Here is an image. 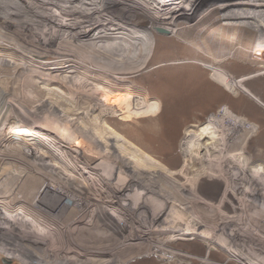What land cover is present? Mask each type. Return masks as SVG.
I'll return each instance as SVG.
<instances>
[{
  "label": "rangeland",
  "instance_id": "obj_1",
  "mask_svg": "<svg viewBox=\"0 0 264 264\" xmlns=\"http://www.w3.org/2000/svg\"><path fill=\"white\" fill-rule=\"evenodd\" d=\"M222 1L223 0H200L202 8L196 11L189 10L174 19V25L172 26V32L170 33H162L155 30L153 25H156L157 23H153L151 19L152 16L149 17L138 11H133L134 14L130 16L129 24H132L135 28L137 27V29L140 30L141 33L140 39L138 38L139 40L136 38L137 41H135L134 44L130 40L128 41L131 35L124 31L125 29L113 30L110 32L115 33L112 36L113 38L119 39L120 37L122 40L126 42L128 41L126 45L127 49H129V55L127 58L123 59L116 58V55L111 56L106 51V44L101 45V42L106 40L107 36L93 39L74 37L71 35H59L50 39L49 36L51 34L47 33V35H42L40 37V35L36 34V31L33 32L30 30V28L34 29L35 26L29 27V25L33 26L34 24L24 23L19 25L16 22L6 26L5 28L8 29L5 30L4 27H2L1 22L9 20V18L5 17V12L2 13V11H0V35H3L6 38L4 43H8L9 39L13 38L17 41L18 45L20 44L22 49H37L35 52L32 50V56H34L33 58L36 62H40V64L36 65V62L28 63V59L22 60V50L19 49L15 42L11 41L14 44H10V51H7V54L2 52V56H0V91H6V94L13 93L14 91H24V94H28V98L25 99V105L28 108L31 106L32 109L33 106H36L41 100L44 101L48 96L52 97L54 101L57 100V96L46 94L45 91H39V79H37L34 74L41 72L48 74V77L45 76V78L56 80V77L61 78L65 75L66 72L63 73V71L68 72L65 66L73 64L72 61L67 62L71 60V58L75 61L78 59L80 63H83L82 66L78 65L76 82H73L72 84L70 82L67 85L64 83L60 84L61 82L56 83V85H60L59 88H61V92L60 90L58 92H66L65 94L68 97L64 102H59L58 105L56 104L58 110L62 111L64 114L63 107L65 102H67L66 104H72L73 102L75 106L80 105V109L78 110L87 115H82L83 118L81 123L83 125H80L81 127L79 128L78 124V132H76L71 129L68 130L64 124H60L57 115H55L57 117H53V121L50 116L45 118V121L50 123L54 132L58 133L60 137L66 138L70 143V146L79 149L73 153L75 156L76 167L79 171L84 169L81 163L84 155L83 151L81 152V148L83 150L85 147L80 140L81 137L78 133L81 132L80 134L82 136L85 135L88 138L96 137V135L93 134L94 131L92 130L91 118L94 115H101L102 111H100V109L103 106L98 95H96L97 99H95L90 95L87 96V94H85L87 89H85V85L83 84L86 83L91 85L90 90L94 91H91V93L103 92L108 93L112 97L124 96L125 93L130 96L137 95L138 93L143 97L146 93L153 99L157 98L159 102L162 97L166 100L164 104L168 103L169 105L173 100L180 102L179 106L178 104H172L170 106L162 105L161 109L167 107L165 110L168 111L166 112L165 110H162V113L165 114L162 117L153 115L148 118L131 119L129 121L120 120L115 117H113V119L110 117L106 118L108 121L106 124L108 126L110 125L109 127L115 129L119 135L122 133L121 135L126 136L138 147L148 150L149 152L152 150L156 152L158 158H160L164 165H166V163L162 158L171 160V162H169L170 166L168 165L171 167L169 169H180V164H184L186 162L185 160H190L191 163L200 162L205 168L210 166L211 163L205 165V160L213 159V148L224 147L222 142L226 141L228 134L231 135L230 142L233 141L232 146L229 147L230 151L227 150L228 153L230 152L229 155L232 154L229 160L233 161L234 158L236 159L238 157H241L244 160L243 162L234 161V164L230 165H226L227 163L224 164L226 165V170H224L221 165H213L214 167H211V169L208 168V173H205L206 171L204 173L201 171L196 175L198 179L197 183H199V188L202 190L201 195H204V198L212 196V199L215 201V208L207 209L200 203L195 205L197 211H192H194L193 214H195V216L196 214L198 215V218L196 219L199 220L201 224L199 222L191 225L194 229L197 228L196 230L199 231V235H193L191 233V226L187 228L182 226L177 227L179 225L178 223L181 222L179 221L180 217L175 216L172 212L168 213V209L164 211L163 207H167L165 203L164 205H162V203L160 205L158 204L159 207L161 206L158 210H150L146 212L144 209L143 213L146 214L149 212L160 213V210L162 209V212H164L161 217L159 214H156L158 217L153 215L149 216L146 220L143 219V213L140 211L142 210L143 205L139 206V202L136 201L134 203H131V201L128 203L130 208H132V204L133 207H135V212L132 213L135 216L138 215V218L136 219H129L128 215L124 217V215L121 214L122 210L120 208L122 207L115 201V199H111L115 201L111 203L115 207L114 210L110 207H102L101 204H106V201L103 200L107 193L106 190H109L106 187H103L102 185H98V187L92 186V194L90 196H85L83 186L80 188L74 185L68 186V184H62L58 180L52 179V176L46 175H51L46 164L59 161L58 153H55L47 143L45 145L44 143L41 145L34 144L30 147L31 145L23 146L24 143H21L22 141L11 139L12 137L7 140L4 139L0 141V176L7 173L6 171H2L3 166H5V169L10 172L7 174L8 176H6L3 185L0 184V213L1 215L4 213L5 215L8 214L9 218L5 220L2 218L4 221L1 219L0 221H2L3 224H6L5 221H8V224H12L11 227L13 229L6 226L4 229L0 227V242L5 241L9 246L12 245L11 242L20 243L26 250H28V248L30 251L34 249L35 255L37 256L39 254L38 256H40L43 263L50 262L51 260L55 262L56 256L53 254L49 255L47 259H44L46 256L43 252L49 250L50 253H52L51 251H53V253H60L61 260L55 264H91L89 263V260L91 259L108 261L111 257L117 258V261L112 264H264V132H262L264 131V52H262L260 57L254 56L252 55L253 52L250 53V49L258 50V47H255V45L257 46L256 42L248 45L246 48L247 50H244L241 49L242 46L240 43L235 44L232 42L234 41L233 36L232 39H230L229 35L225 33H223L225 37L222 38L220 33L213 34L211 31L216 27L220 26L219 28H225L224 26H226L224 22H222L223 16H221L222 13L220 11L214 12V14L208 18L210 19L209 21L203 19L204 22L196 26L192 32H185L189 25H195L200 18L202 19L210 7L212 8L216 4H221ZM6 2L9 3L8 0H0V7H4ZM167 2L168 0H166L164 4ZM6 6L9 7L8 5ZM109 9L112 12L117 13L116 7L110 5ZM223 28L221 29V32L224 30L226 32L227 28L224 30ZM250 31V34L245 35V37L246 40L253 41L257 33L253 29ZM71 32L75 34L74 31ZM252 33L254 34V37ZM150 37L152 39L151 45L149 41ZM220 43L226 48L218 50L217 44ZM54 44H56L55 48L53 47ZM147 44H149V47ZM1 46V51H3V45L1 44ZM103 48L105 50H103ZM223 49L229 50L224 51ZM148 50L151 51L150 55H148L149 60H147L142 66L140 65V61ZM153 50L156 52L154 53ZM75 52L79 54L77 57L69 56ZM62 55L71 58L68 57L65 60H62V58H60ZM3 57L6 59L11 57L12 59H10V62H5V59L1 60ZM27 57H29V55L26 56V58ZM111 57L119 60L117 64H121L125 68H128L129 66L135 70L114 73L115 71H112L113 65ZM84 60L86 61L84 62ZM43 62H47V64ZM48 65L51 66V68L53 65L56 67L54 70H49ZM73 65H75V63ZM156 68L157 70H154ZM215 73H218L219 78L222 80L227 78L228 81L231 80L232 84L236 82L238 84L237 87L233 86L232 90L227 89L224 85H221L216 81L217 75H215ZM111 74H114L115 76L117 75V78L111 76ZM35 81H37V83ZM193 82L194 84H192ZM186 83H188V85ZM186 85L188 88L184 87ZM127 88H134V90H127ZM182 89L186 91L183 92ZM6 97L8 98V95H6ZM5 105L9 104L6 103ZM223 105L230 110L229 112L231 115L233 114L236 117H242L253 123L255 126V132L252 134L247 131L237 132L232 130V125L230 126L232 131H229V125L227 126L225 123H222L224 120L221 117H218L220 122H218L217 119L213 121L211 119L212 113L217 111L219 107ZM0 111H2L1 106ZM13 119H16V117ZM163 119L166 120V123L162 122ZM5 120H7L6 117ZM210 121L211 125L209 124ZM213 122L216 123L217 127H214ZM7 123L8 122L4 121L1 115V132L8 131L10 126L9 124L6 125ZM139 128L141 129V132L138 131ZM14 131L19 134L22 133L20 130ZM208 131H210L209 136L211 139L208 143H202V135L204 132H207L208 134ZM146 133H149V136L150 133L154 135V139L158 140H155L157 143L151 140L150 143L147 142L149 138H146L147 141L144 138L147 136ZM24 135L27 136L26 134ZM162 135H165L163 139L164 143L167 144L160 142V137H162ZM33 136L36 135L34 134ZM92 142L95 150L97 149L102 154L106 153V148L102 142H99L97 139ZM158 142L161 143L162 149L167 147L166 149L164 148L165 152L161 148L157 150V147H160L157 145ZM150 146L151 149L149 148ZM14 147L21 148L22 151H9V148ZM167 151H169V154ZM1 156L8 157L6 160L7 163H5L6 165L2 163L3 159ZM26 162L32 164V166H30L33 167L31 170H27L28 173L30 172L32 175L31 179L27 178L25 175L26 171H23L22 169L23 163ZM197 167L187 166V168H183L185 176L181 174L177 175L176 177L178 178V181L182 183L186 182V179L191 178L193 175L192 173L195 171L194 169ZM230 167H232L231 182L232 187L234 188L232 190L234 191L227 194V192H225L226 178H224V173L228 174L229 172L227 170L230 169ZM35 168L40 172L33 173L32 171ZM18 169H20V171L14 181L13 176L10 175L11 172L13 173ZM36 169L34 171H36ZM66 173L70 176L71 181H74L73 176H77L71 171V169H67ZM106 181L107 178L106 180L104 178V182ZM161 188L162 187H160V189L158 188L159 190L157 188L147 190L149 193H152L151 197H156H152L153 201L159 202L158 200L163 196V198L167 200L164 195L165 191ZM139 189L142 191L143 187L135 185V187L131 186L130 190L126 189V192H128V197L126 198L127 201L132 199V202L134 200L144 202L143 195L138 199V196L141 194ZM134 195H136L135 198ZM93 201L100 206L96 205L97 209L93 215H86L88 207L92 206ZM95 203L93 202V204ZM123 208L130 210V208L124 203ZM19 214L22 215V219L27 218L32 225L38 227L37 231L27 229L25 227L26 225L15 223L13 219ZM224 216H234L237 218V230L232 227L229 228L235 230L233 235L236 244L243 246L241 241L246 242L248 246L246 248L244 247L245 249L235 246L237 248H235L233 254L231 252L230 254L220 249L217 244H214L215 247L213 246L209 248V243H204V238H207V235L211 236L214 232H212V230L215 227L217 230L215 237H219L217 238V242L220 241L221 244L225 242L228 246L232 244V237L228 235L229 233H225L223 227L221 228V225L217 227L222 221L221 217ZM227 219H230V217ZM176 221L177 224H174ZM202 223L208 225V227H204ZM98 224L99 226H96ZM148 224L154 225L156 231H159L157 233H160L163 237H168L170 233V235H173V228L180 231L174 234L176 235L174 238L166 240V244L164 243L163 247H157L161 250L160 253L155 251V244H152L153 241L148 242L139 239L146 236L143 234V230L145 232H152L150 229L147 230ZM160 224L163 225L159 226ZM131 225H133V229L138 230H134L136 233L129 232V227ZM138 227L144 228L141 231ZM98 231L102 232L103 235L97 236V233H99ZM37 232H42L44 235H38ZM45 233L47 236L50 234L51 239L45 237ZM138 233L139 236L137 235ZM129 236L132 240L131 238L129 240ZM34 241L39 242L38 246H34ZM124 243L134 244L128 249L124 248ZM241 249H244L245 252ZM31 252H33V250ZM6 254L7 256L11 255L10 257H12V260L6 258ZM15 254L17 253L10 254L9 251H3L0 249V264H4L2 260L10 261V264H24L25 262L23 263L21 261L22 258L18 259L17 257H14ZM72 258H75L77 261H73Z\"/></svg>",
  "mask_w": 264,
  "mask_h": 264
},
{
  "label": "bare ground",
  "instance_id": "obj_2",
  "mask_svg": "<svg viewBox=\"0 0 264 264\" xmlns=\"http://www.w3.org/2000/svg\"><path fill=\"white\" fill-rule=\"evenodd\" d=\"M8 1H9V3L8 2H6V4L4 3L5 4L4 7H0L1 8L0 11H2V13L5 12L6 13V14H4V15H6L5 17L9 18V20H5L4 22H1L2 27H4L5 30L8 29V28H5L6 26H8L9 24H13V22H16L19 25H22L24 23L25 24L32 23L34 25L33 26L29 25V27H34V26L35 27H34V29L30 28V30H32L33 32L36 31V34L40 35V37L42 35H47V33L51 34L49 36L50 39L55 38L56 36H59V35H63V36L71 35L74 37H85V38H93V39L103 38L104 36H107L106 37L107 39L104 40L103 42H101V45L106 44L105 45L107 47L106 51L111 56L116 55V58H120V59L127 58L129 55V49H127L126 43H128V41L130 40L134 44L135 41L140 39V33H141L140 30L137 29V27L135 28L132 24H129L130 16L132 14H134L133 11H138V12H140L146 16H149V17L152 16L151 19H152L153 23L154 24L157 23L156 25H153L155 30L160 31L162 33H170V32H172L171 28L174 25V21H175L174 19H176L177 17L181 16L182 14L188 12L189 10H191V11L195 10L196 11V10H199L200 8H202V5L200 4L201 3L200 0H168V2L165 4H164V2L166 0H13V1L8 0ZM6 5H8L9 7H7ZM110 5L117 8V13H114L109 9ZM164 5H166V6H164ZM15 7H18V8H15ZM163 7H164V9H163ZM216 11L217 12L220 11L222 13V15H221V16H223L222 22H224V24L226 26H224L225 28H223V27L219 28L220 26H218L211 32H213V34L214 33H220L221 38L225 37V35L223 33L229 35L230 39H232V36H233L234 41H232V42L235 44L240 43V45L242 46L241 49H244V50H247L246 48L248 47V45H251L252 43L256 42L257 46L255 45V47L256 48L258 47V50L250 49V53L253 52L252 55L260 57L262 52H264V0H223L221 4H218V5L216 4L212 8L210 7V9L207 11L206 15L202 19L200 18L195 25H189L187 27V29L185 30V32L190 33L193 31V29H195L196 26H198L202 22H204V20L209 21L210 19H208V18L211 15H213L214 12H216ZM112 18H113V20H112ZM21 22H23V23H21ZM222 28H223V30L227 28L226 32H225V30L224 31L222 30L223 32H221ZM9 29H11V28H9ZM252 29L257 33L255 35V39L253 41L246 40L245 35L250 34V32H251L250 30H252ZM30 30H28V31H30ZM113 30H124V31L128 32L131 36L127 42L122 40V38H120V37H119V39H115L112 37L115 33H110ZM71 31H74L75 34H73ZM153 36H154V34H153ZM253 37H254V34H253ZM136 38H137V40H136ZM5 39L6 38L3 35H0V56H2L1 55L2 52L7 54V51H10L9 50L10 44H14L13 42H15V44L23 52L22 60L28 59L27 60L28 63L36 62V60H34V58H33L34 56H32L33 55L32 50H33V52H35V50H37V49H32V48H29V50H27L25 48L22 49L20 44L18 45L17 41L14 40L13 38L9 39L8 43H4ZM11 41H13V42H11ZM149 41H150V45H151L152 44L151 43V41H152L151 37L149 38ZM223 42H226V41H223ZM1 44L3 45V51H1V47H2ZM92 44H95V43H92ZM261 44H263V45H261ZM147 46L149 47V44H147ZM53 47L55 48L56 44H54ZM222 48H226V47H223L222 43L217 44L218 50H221ZM103 50H105V49L103 48ZM184 50H185V48H184ZM223 50L228 51L229 49H223ZM13 51H14V49H13ZM150 52L151 51L148 50L144 54L143 58L140 61V65L143 66V64L146 63L147 60H149L148 55H150ZM153 52H154V50H153ZM126 53H128V54H126ZM28 55H29V57L26 58V56H28ZM78 55L79 54L77 52H75L69 56L77 57ZM110 55H109V57H110ZM69 56L62 55V56H60V58H62V60H65ZM69 58H71V57H69ZM3 59H5L4 60L5 62L6 61L10 62L11 61L10 59H12V58L11 57H9V59H6L5 57L1 58V60H3ZM111 59L114 60V61L111 60L112 65H113L112 71H115L114 73H116V72L117 73H121V72L123 73V72H127L128 70H130V71L135 70L132 67L128 66V68H125L121 64H117L119 62L118 59H114L112 57H111ZM71 61L73 62V64L75 63V65L69 64V65L65 66L67 68L68 72L63 71V73L66 72L65 75H63L61 78L56 77V80H50V79L45 78V76L48 77V74H44L41 72L34 74V75H36L35 77H37V79H39L38 80L39 81L38 83L40 85L39 91H45L46 94L57 96V100H55V101L53 100L52 97L48 96L45 98L44 101H42L40 99L41 100L40 103H38L36 106L32 105L33 107L31 109V106H30V108H28L25 105V99L28 98L27 97L28 94L27 93L24 94V91H22V92L14 91L13 93H7V94H6V91H0V106H1V110H2V111H0V116L2 115L3 120L8 122L6 125L9 124V126H10V128L8 129L7 132H4V131L1 132L2 130H0V141H2L4 139L7 140V139L12 137L11 139H15L17 141H22L21 143H24L23 146H30L31 145L30 147H32V145H34V144L41 145L42 143H44V145H45L47 143L49 145V147L55 151V153H58L59 161L58 162L55 161V163H51V164H46L48 166V170L51 174V175H49V174H46V175L52 176V179H56L59 182H61L62 184H64V183L68 184V186L74 185V186H77L79 188L81 186H83L85 196H88V195L90 196L92 194V191H93L92 186L98 187V185H102L103 187H106L109 190H111V188H112L111 191L106 190V188H105L107 193H106V196H104L105 199L103 198V200L106 201V204L105 205L101 204V206L102 207L105 206L107 208L110 207L114 210L115 207L113 206V204H111L114 200H111V199H115V201L118 202L120 204V206L122 207V208H120V206H119V208L122 210L121 214L124 215V217L126 215H128L129 219L138 218V215L135 216L132 213V212H135V207H133V204L131 205L132 208H130V206L128 205V203L130 201H131V203H134L135 201L139 202V204H140L139 206L143 205L142 210H140L141 213H143L144 209L146 210V212L150 211V210H158L159 208H161V206L159 207V205L161 203H162V205H164V203H165V205H167V207L166 206H165V208L163 207L164 211L166 209H168L169 210L168 213L172 212L175 214V216L180 217L179 221H181V222L178 223L179 224L178 226L177 225H175V226H177V227L182 226L184 228H187V227H190L192 224L194 225V223H199L200 221L196 219V218H198V215L196 214V216H195V214H193L194 211H192V210L197 211V208H195V205L200 203V204H203V207H206L207 209L208 208L214 209L215 208V205H214L215 201L212 199V196L208 197V198H204V195H201L202 190L199 188V183H197L198 179H197L196 175H198L201 171H203V173L205 171H206L205 173H208V170L211 169V167H214L215 165L216 166L221 165L224 168V170H226L225 169L226 165L234 164V161H240V162L244 161L243 158H241V157H238L236 159L234 158L233 161L229 160V158L232 154L229 155L230 152L228 153L227 150L230 151L229 147H231L232 143H233V141L230 142L231 135L228 134L226 141L222 142L223 146H224L223 148H217V147L213 148V154H212L213 159H206L205 160V162H206L205 165L207 163H211L210 166L206 167L207 170H206L205 166L202 165V163H200V162L191 163L190 160L189 161L185 160L186 162L184 164L181 163L179 166L180 169H176V170L175 169H169V168H171V167H169L170 166L169 162H171V160L162 158L167 166L164 165L161 162L160 158H158L156 152H154L153 150L149 152L148 150H145V149L138 147L133 142H131L126 136L121 135L122 133H120V135H119V133L115 129H113L112 127H109L110 125L108 126L106 124V123H108L106 118L110 117L113 119V117H115V118H119L120 120L129 121L131 119H138V118L144 119V118H148L149 116H153V115H157V116L162 117L165 115L164 113H162V110L167 109V107L161 109L162 105L170 106L172 104H178V106H179L180 102H177V100H173L172 102L169 101V102H171L169 105H168V103L164 104V102H166V100H164L162 97H161L162 99L160 98V102H159L157 98L153 99L150 97L149 94L147 95L146 93L144 94V96H146V97H144V96L141 97V94H138V93H137V95L135 94L133 96H130L128 94L126 95V93H125V95L123 94L124 96H120V97H112L108 93H103V92L91 93V91H93V90H90L91 85L85 82L86 84H83V85H85V89H87L85 91V94H87V96L90 95L91 97H93L95 99H97L96 95H98L101 99V104H103V106L100 109V111H102L101 115H96V116L94 115L91 118L92 122H94V123L91 122L92 130L94 131L93 134H95L96 137H94V135H93L94 138H92V137L88 138L84 134H83L84 136H82L80 134L81 132L78 133V135L81 137L80 140L83 142L84 147H85L83 150L81 148V152L83 151L84 155H83L82 161L80 160L84 169L82 171H79L76 167L75 156L73 154L75 151H77L79 149H77L76 147L70 146V143L66 140V138L60 137L58 133L53 131V128L51 127L50 123L45 121V118L47 116H50L52 121H53V117L55 115H57L58 116L57 119L60 121V124H64L65 127L68 128V130L71 129V130L76 131V132H78V130H77L78 124H79V128L81 127L80 125H83L81 123V120H82L83 116H85L86 114L83 113L82 111L78 110V109H80V105L75 106L73 104V102H72V104H66L67 102H65V105L63 104L64 105V107H63L64 114L62 113V111H59L57 106H56V104L58 105L59 102H64L68 98L67 95L65 94L66 92L65 93L64 92H62V93L58 92L61 88H59L60 85H58V84L56 85V83L61 82L60 84L64 83L67 85L70 82H71V84L73 82H76V80H77V73L76 72H77L78 67H79L78 65L82 66V64H83L82 62L80 63L78 61V59L75 61L73 58H71V60H69L67 62H71ZM85 61L86 60H84V62ZM38 62L39 61L36 62V65L40 64V62L39 63ZM43 63L47 64V62H43ZM149 63H150V61H149ZM55 67L56 66L53 65V67L51 68V66L48 65L49 70L50 69L54 70ZM28 70H26V71L29 72ZM154 70H157V68ZM108 72H110V71H108ZM215 75H217L216 81H218L221 85H224L229 90H232L233 86L237 87V85H238L236 82L234 84H232L231 80L228 81L227 78L225 80H222L221 78H219L218 73H215ZM81 76H83V75H81ZM111 76L117 78V75L115 76L114 74H111ZM222 77H224V76H222ZM52 81H54L55 83ZM35 82L37 83V81H35ZM188 83H186V84L188 85ZM94 84H96V83H94ZM192 84H194V82ZM187 85L184 87H187ZM174 86H176V85H174ZM131 89H132V91L134 90V88H130V89L127 88V90H131ZM184 89H182L183 92L186 91ZM68 91H70V90H68ZM60 92H61V90H60ZM127 93H128V91H127ZM6 95H8V98L6 97ZM94 95H95V97H94ZM90 100H92V99H90ZM6 103H8L9 105H5ZM89 105H90V103H89ZM166 112H168V111H166ZM57 116H55V117H57ZM5 117L7 118V120H5ZM15 117H16V119H13ZM218 117H219V115L215 119H218ZM162 122L166 123V120L163 119ZM112 123H114V122H112ZM112 123H110V124H112ZM209 124L211 125V121ZM213 125H214V127H217L215 123ZM230 126L231 125L228 126V130L232 131L230 129ZM14 130H18V131L20 130V131H22V133L21 134L16 133V131H14ZM92 130H90V131H92ZM138 131L141 132V129L139 128ZM121 132H123V131H121ZM24 134H26L27 136H25ZM34 134L36 136H33ZM209 134H210V131H208V134H207V132L206 133L204 132V134L202 135V137H203L202 143H208L210 141L211 137L209 136ZM146 135L147 136L144 138L145 139L149 138L148 141L146 139V141L149 143L151 141L157 140V139H154L155 137L151 133H150V136H149V133H146ZM165 135H162V137H160V140H161L160 142L163 144H167V143H164V139H163L165 137ZM139 136H140V134H139ZM96 139L99 140V142H102V144L106 148V150H105L106 153L102 154L100 151H98L97 149H96L97 150L96 151L93 148V142L92 141L93 140L96 141ZM137 140H138V138H137ZM155 143H157V142L155 141ZM161 143L158 142L157 145L160 147H157V150H159L162 147ZM94 144H96V143H94ZM149 148L151 149V146ZM164 148L163 149L161 148V149L164 150V152H165V149L167 147L165 149ZM20 150H21V148H16V147L9 148V151H20ZM169 151H170V149H169ZM169 151H167L168 154H169ZM154 153H155V155H154ZM9 155H11V154H9ZM216 155H217V157H216ZM1 157L3 159L2 163L4 165H6L5 163H7L6 160L8 159V157H6V156H1ZM224 164H226V165H224ZM30 165L32 166V164H30V163L28 164L27 162L23 163V165H22V169H23V171H26L25 175L29 179H31L32 175L30 174V172L28 173L27 170H31V168H33ZM187 166L188 167L201 166V167L195 168L194 169L195 171L193 170L194 172L192 173L193 175L191 176V178H187L186 182H184V183L179 182L178 178L176 176L179 174L185 176V174L183 172L184 171L183 168H187ZM11 169H13V168H11ZM67 169H71V171H73L77 175V176H73L74 181L70 180L71 179L70 176L66 173ZM34 170L32 171L33 173L40 172L37 169H36V171H34ZM2 171L3 172L6 171L7 173H5L3 176H0V181L2 180L0 182L1 185H3L4 180L6 179V176H8L7 174H9V172H10V171L5 169V166H3ZM19 171H20V169H18L17 171H15L13 173L11 172L10 176H13L14 181L16 180V177H17V174L19 173ZM227 171L229 173L231 172L230 173L231 175L229 173L228 174L224 173V175H225L224 178H226L225 179V182H226L225 183V192H227V194H229V193H231V191H234V190H232L234 188L232 187V182H231L232 167H230V169H228ZM58 173H62V174H58ZM43 174H45V173H43ZM104 178H105V180L107 178L106 182H104ZM95 179H97L99 181H97ZM108 181L109 182L111 181V182L109 183ZM135 185L136 186L140 185L143 187L142 191L139 189V192L141 194L138 196V199L141 195H143L144 196V198H143L144 202H140V200L139 201L134 200L132 202L131 198H130L131 200L127 201L126 198L128 197L127 196L128 192H126V189L130 190L131 186L135 187ZM145 186H147V187H145ZM180 186H181V188H180ZM160 187H162L161 189L163 191H165L164 195H165L167 200H165L163 198L164 196L162 195L163 197L160 200H158L159 202L153 201V199H152L153 196L151 197L152 193H149L147 190H149V189L151 190L153 188H157V189L159 188L160 189ZM178 188H179V190H178ZM184 188L186 191L184 190ZM253 189H254V187H253ZM73 190H75V189H73ZM99 191L101 192L100 189H99ZM207 191H209V190H207ZM181 193H183V194H181ZM223 193H224V191H223ZM259 194H260V192H259ZM135 196L136 195H134V198H135ZM186 198H188V199H186ZM183 200H184V202H183ZM206 200H208V201H206ZM221 201H223V200H221ZM93 202L95 203V201H93ZM93 202H92V206L88 207V212L86 215H93L96 212V209H97L96 205H98V204L97 203L93 204ZM154 202H156V203H154ZM123 203L126 204L128 206V208H130V210L124 209ZM98 206H100V205H98ZM36 207H38V206H36ZM216 208H218V207H216ZM162 210H160V213H157V212H149L148 214L143 213V217H144L143 219L146 220L149 216H153L156 214L157 215L159 214V216L161 217L162 214H164V212H162ZM137 213H139V212H137ZM0 216H2L0 218L2 220V218L4 216L1 215V213H0ZM21 216H22L21 214L15 216L13 219L14 222L17 224L26 225L25 227L29 230H36L37 231L38 227H35L34 225H32L28 221L27 218L22 219ZM229 217H230V219H227ZM221 218H222V221L219 223V225H217V227L221 225V228L223 227L225 233H229L228 235L230 237H232V244L230 246H228V244L223 242V240H222V242H223L222 244L220 241L217 242L218 241L217 238H219V237H215L216 236L215 233H217L216 232L217 230L215 227L213 230L210 229V230H212V232L213 231L214 232L212 233L211 236L207 235V238H204V240H205L204 243L205 242L209 243V246H208L209 248L213 247L214 244H217V246H219L220 249L226 251L227 253L231 252L233 254V252L235 251V248H237L235 246H239L238 244L235 243L234 235H233L235 232L234 229L237 230L236 227H237V221L238 220L234 216H228V217L224 216ZM2 221H4V220H2ZM2 221H0V227L2 229H4L5 226L13 229L11 227L12 224L11 225L8 224V221H5L6 224H3ZM72 222H74V221H72ZM131 223H133V222H131ZM145 224H146V221H145ZM174 224H177V221ZM200 224H201V222H200ZM244 224H246V223H244ZM133 225H131L130 227L126 226V227L130 228L129 232L130 231L134 232V230L138 231L137 229L132 228ZM162 225L163 224H160L159 226H162ZM96 226H99V224ZM203 226L208 227V225H205V224H203ZM229 227L230 228L232 227L234 229H230ZM143 228L144 227H142V228L138 227V229H140L141 231ZM203 228H202V230H203ZM69 229H71V228H69ZM148 229H150V231H152V232H145L143 230L142 232L146 236H143V238H139V239L146 240L148 242L153 241L154 243L152 242V244H155V246L154 245L153 246L155 248V251H157V252L161 251L159 248H157L158 246L163 247V244L166 242V240L174 238L176 236L174 234H176V232L180 231V230H176L175 228H173V231H172L174 233L173 235H170L171 234L170 233L168 237H163L160 235V233H157L159 231L158 230L156 231V228L154 225L148 224L147 230ZM196 229H194V227H192L191 233L193 235H199V231ZM228 229H229V231H228ZM207 230H208V228H207ZM37 233H38V235H44V233L42 234V232H37ZM134 233H136V232H134ZM4 235H5V232H4ZM101 235H103L102 232L97 233V236H101ZM137 235L139 236V233ZM50 236H51L50 234H48V236H47L45 233V237H47L48 239H51ZM128 238L130 240L131 237L129 236ZM131 240H132V238H131ZM235 240H236V238H235ZM250 240H251V238H250ZM250 240H249V242H250ZM23 241H24V239H23ZM241 242H242L243 246H239V247H241V248L245 247L246 248L248 246L245 241H241ZM14 243L11 242L12 245L9 246L5 241L4 242L1 241L0 242V245H1L0 249L3 251H9L10 254L17 253V254H15L14 257H17L18 259L22 258L21 261L23 263L25 262V263H29V264H33V263H35V264H46V263L47 264H55L59 260H61L60 253H57V252L53 253V251H51L52 253H50L49 250H47V251L45 250L43 252V253H45V256H46V257H44V259H47L48 256L52 255V254L54 256H56V259H55V262L53 260H51L50 262L43 263L41 261L40 256H38L39 254L37 256L35 255L34 249H32L33 252H31L32 250L30 251L29 248H28V250L24 249V247L20 243H15V244ZM38 244H39L38 241L37 242L34 241V246H38ZM133 244L124 243V248L129 249L132 247ZM2 245H4V246H2ZM233 245H234V248H233ZM133 247H135V246H133ZM244 249H241V250L243 251ZM25 252H27V253H25ZM243 252H245V250ZM58 254H59V256H58ZM19 255H20V257H19ZM137 256H139V255H137ZM72 259L75 262L77 261L75 258H72ZM116 259H117L116 257H113V258L111 257V259L108 261L107 260L101 261V260H95V259H91V260L88 259V260L90 261L89 263H91V264H112V263L117 261Z\"/></svg>",
  "mask_w": 264,
  "mask_h": 264
},
{
  "label": "built area",
  "instance_id": "obj_3",
  "mask_svg": "<svg viewBox=\"0 0 264 264\" xmlns=\"http://www.w3.org/2000/svg\"><path fill=\"white\" fill-rule=\"evenodd\" d=\"M218 115H219V117H221L224 120V122H222V123H225L227 126L232 125V130H234V131H237V132L238 131H247L250 134L255 132V126L253 123L247 121L246 119H244L242 117H238V116L236 117L233 114L231 115L229 110L227 109V107L225 105L220 106L217 111H214L212 113L211 119H213V121H214V119L217 118ZM226 115H228V116H226ZM224 117L227 119H225ZM218 122H220V121L218 120ZM2 215L4 216L3 217L4 220L9 218L8 214L5 215V213H4ZM1 217L2 216H0V218ZM6 256H7V254H6ZM6 258H8L9 260L10 259L12 260V257H10V255H8Z\"/></svg>",
  "mask_w": 264,
  "mask_h": 264
},
{
  "label": "water",
  "instance_id": "obj_4",
  "mask_svg": "<svg viewBox=\"0 0 264 264\" xmlns=\"http://www.w3.org/2000/svg\"><path fill=\"white\" fill-rule=\"evenodd\" d=\"M2 262H3L4 264H10L9 261H5V260H2Z\"/></svg>",
  "mask_w": 264,
  "mask_h": 264
},
{
  "label": "crops",
  "instance_id": "obj_5",
  "mask_svg": "<svg viewBox=\"0 0 264 264\" xmlns=\"http://www.w3.org/2000/svg\"><path fill=\"white\" fill-rule=\"evenodd\" d=\"M262 132H264V131H262Z\"/></svg>",
  "mask_w": 264,
  "mask_h": 264
}]
</instances>
